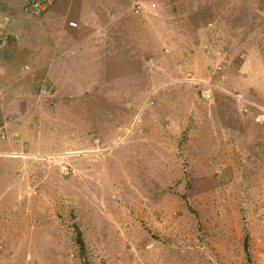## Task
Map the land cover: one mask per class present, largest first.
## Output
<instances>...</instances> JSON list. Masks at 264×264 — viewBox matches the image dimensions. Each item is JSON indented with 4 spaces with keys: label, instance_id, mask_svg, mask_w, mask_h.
<instances>
[{
    "label": "rangeland",
    "instance_id": "374dc122",
    "mask_svg": "<svg viewBox=\"0 0 264 264\" xmlns=\"http://www.w3.org/2000/svg\"><path fill=\"white\" fill-rule=\"evenodd\" d=\"M25 2L0 0V264H264V0Z\"/></svg>",
    "mask_w": 264,
    "mask_h": 264
},
{
    "label": "built area",
    "instance_id": "2783aa9c",
    "mask_svg": "<svg viewBox=\"0 0 264 264\" xmlns=\"http://www.w3.org/2000/svg\"><path fill=\"white\" fill-rule=\"evenodd\" d=\"M53 2L54 0H26L25 6L29 12L35 15H40L46 12V10L53 4Z\"/></svg>",
    "mask_w": 264,
    "mask_h": 264
},
{
    "label": "trees",
    "instance_id": "16d2710c",
    "mask_svg": "<svg viewBox=\"0 0 264 264\" xmlns=\"http://www.w3.org/2000/svg\"><path fill=\"white\" fill-rule=\"evenodd\" d=\"M77 244L79 245V248H82V245H83V244H82V241H81V240H78V241H77Z\"/></svg>",
    "mask_w": 264,
    "mask_h": 264
}]
</instances>
